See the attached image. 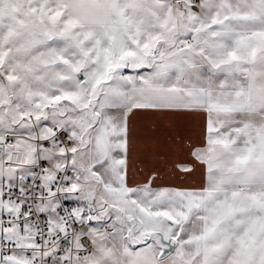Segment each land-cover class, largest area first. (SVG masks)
<instances>
[{"label":"snow or ice","instance_id":"obj_1","mask_svg":"<svg viewBox=\"0 0 264 264\" xmlns=\"http://www.w3.org/2000/svg\"><path fill=\"white\" fill-rule=\"evenodd\" d=\"M0 264H264V0H0Z\"/></svg>","mask_w":264,"mask_h":264},{"label":"crops","instance_id":"obj_2","mask_svg":"<svg viewBox=\"0 0 264 264\" xmlns=\"http://www.w3.org/2000/svg\"><path fill=\"white\" fill-rule=\"evenodd\" d=\"M138 130L137 160L146 170L156 171L159 178L168 182L171 173L167 169V160L170 154L176 150L169 139L170 136L180 135L184 137L195 136L194 126L179 123L174 128H169L160 120L153 122L148 118H141L135 124Z\"/></svg>","mask_w":264,"mask_h":264}]
</instances>
